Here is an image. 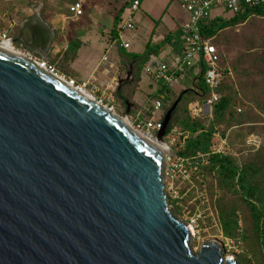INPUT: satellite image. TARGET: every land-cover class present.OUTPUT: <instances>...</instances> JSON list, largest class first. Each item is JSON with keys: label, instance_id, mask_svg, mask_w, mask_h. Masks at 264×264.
Listing matches in <instances>:
<instances>
[{"label": "water", "instance_id": "95a60500", "mask_svg": "<svg viewBox=\"0 0 264 264\" xmlns=\"http://www.w3.org/2000/svg\"><path fill=\"white\" fill-rule=\"evenodd\" d=\"M24 28L29 42L12 43L47 59L55 34L39 9ZM180 99L155 142L0 47V264H238L216 242L195 250L169 204L161 146Z\"/></svg>", "mask_w": 264, "mask_h": 264}, {"label": "rangeland", "instance_id": "374dc122", "mask_svg": "<svg viewBox=\"0 0 264 264\" xmlns=\"http://www.w3.org/2000/svg\"><path fill=\"white\" fill-rule=\"evenodd\" d=\"M76 1L84 5L85 13L79 17L68 11L73 0H0V32L10 38L22 34L29 42L30 31L22 26L39 9L55 34L47 50L48 58H42L35 50L18 42L13 43L16 50L34 60L52 64L57 74L68 82L74 80V85L84 87L79 88L87 95L120 116L128 117L134 126L154 116L144 106L153 109L148 94L155 85L143 70L133 86L125 87L122 94L116 92L117 80L120 78L123 82V78H127L124 73L127 64L112 30L121 8L127 6L123 17L127 16L134 1ZM154 1L148 0L150 3ZM150 9L142 7L141 2L133 15L135 28L124 31L125 37L130 39L131 52H143L151 35L168 31L167 24L158 21L160 14H151ZM165 9L169 18L180 26L189 19V11L182 0H168ZM225 16L229 18L232 14ZM226 33L219 35L222 42L219 49L224 63L231 67L232 73L227 81L233 86L234 97L244 112L237 115L231 111L226 116L214 118L207 116L203 122L207 128L213 126L212 141L220 150L219 154L231 158L239 168H247L264 199V16H250L243 23L227 29ZM78 42L80 46L75 49L74 44ZM169 45L166 43L163 49ZM190 86V83L175 86L166 103H170L169 110L181 96L173 118L175 127L180 129L189 116ZM128 101L136 102L135 107L128 105ZM229 117H233L232 120ZM163 179L171 209L195 229L192 237L195 250L206 241L216 242L224 257L231 256L238 264H264L262 239L256 231L250 207L242 203L243 195L237 179L226 178L218 167H213L208 155L197 160L195 166L183 169L169 170L165 164ZM233 205L237 209L234 217L238 226L230 236L223 229L221 215Z\"/></svg>", "mask_w": 264, "mask_h": 264}, {"label": "built area", "instance_id": "2783aa9c", "mask_svg": "<svg viewBox=\"0 0 264 264\" xmlns=\"http://www.w3.org/2000/svg\"><path fill=\"white\" fill-rule=\"evenodd\" d=\"M186 9L189 11V19L181 25L179 42L177 45L170 44L169 47L163 49L158 55L153 54L145 64L143 73L154 83V89L150 94L160 87H167L174 90L177 85H183L191 81V88L201 97L194 100L190 104L191 117L213 116L214 104L219 101L220 95L217 88L222 79V70L219 67V54L216 45L211 38L205 34L203 28L208 25V21L220 15L236 14L246 6H263L264 0H182ZM141 5L140 0H134L129 7V13L124 17L120 24V32L116 42L124 49H130V39L125 37L124 31L135 28L133 15ZM220 9V11H219ZM70 10L74 16L79 17L84 13V5L81 1H76L70 6ZM204 23V24H203ZM11 40L6 34L0 32V41ZM29 57V56H28ZM31 58V57H30ZM33 59V58H31ZM34 60V59H33ZM37 61V60H35ZM39 62V61H37ZM45 68L52 73H56L55 67L47 61H41ZM127 78H123V82H131L132 69L126 73ZM126 80V82L124 81ZM203 81L205 86L209 88V94L203 91L200 82ZM122 79L116 82L117 90L122 87ZM72 85L75 84L71 80ZM77 87L84 88L80 85ZM162 98L164 95L159 93L158 97L150 99L154 116H149L147 120L141 121L134 126L137 130L144 133L150 138L157 139L158 132L163 127L161 115L163 113ZM129 105L134 106V103ZM237 112H241L242 108L237 107ZM157 112L160 116L156 117ZM127 118V117H126ZM164 119V118H163ZM143 125V126H142ZM190 133L180 130L177 127L167 129L164 138L166 148L165 164L169 170L182 169L186 166L196 164L197 160L209 154L220 153L216 149L214 141H212L209 153H198L194 156H182L181 152L185 150ZM166 188V185H165ZM167 193V192H166ZM177 194L178 191L175 190ZM168 195V194H167Z\"/></svg>", "mask_w": 264, "mask_h": 264}, {"label": "trees", "instance_id": "16d2710c", "mask_svg": "<svg viewBox=\"0 0 264 264\" xmlns=\"http://www.w3.org/2000/svg\"><path fill=\"white\" fill-rule=\"evenodd\" d=\"M134 1V0H133ZM141 1V0H140ZM76 0L71 2L73 4ZM133 3V2H131ZM127 7V6H126ZM125 7V9H126ZM124 7L121 8L119 14L115 18V26L112 30L114 39L118 38L119 32L121 30L120 24L123 21V13ZM70 13V9H68ZM85 13V12H84ZM83 13V15H84ZM258 15L264 16V5L263 6H246L242 8L238 13L233 14L231 17L227 18L225 15H220L215 17L212 20L208 21V25L203 28L205 34L211 38V41L216 45L218 54H219V67L222 70V79L219 83L217 88V92L220 95L219 101L214 104L213 108V116L212 118L226 116L227 112H233L234 114L240 115L244 112V109L239 101H237L233 94V86L227 81L230 79L232 70L231 67L224 63V59L222 58L221 51L219 46L222 44L219 35L226 33L227 29L234 27L240 23L246 21L250 16ZM161 21V18L158 20ZM204 24V23H203ZM181 32V26L177 27L174 30L169 31L166 33L163 39L158 42H153L151 35L150 39L145 44V49L143 52H134L129 51V49H124L120 47L122 52L123 59L126 61L127 67L125 68L124 73H127L129 69H132V77L133 80L131 82H126L122 85V87L117 91L118 94H122L125 87L133 86L137 81L140 79V73L144 70L145 64L148 62L150 57L153 54H159L166 43H170L173 45H177L176 42H179ZM80 46V43L74 44V48L77 49ZM125 75V74H124ZM191 84V81L187 82ZM200 86L202 87L203 91L206 92V95L209 94V88L205 86V84L200 82ZM175 89L167 88V87H160L158 90H155L153 94H148V99L158 97L159 93L164 95L162 98L163 103V113L161 115V119L163 120L166 111H168V107L170 106L167 103L171 93H174ZM192 92V98L188 101V108H190V104L194 100H198L201 98L190 86L188 93ZM187 93V94H188ZM185 96L182 100H184ZM128 99V98H127ZM134 101V100H133ZM128 105L130 103H135L132 101L126 102ZM241 107V112H237L236 108ZM170 109V108H169ZM179 107L173 112L172 120L167 129L175 127L174 125V115L177 112ZM151 112V110H148ZM190 111V109L188 110ZM207 116L201 117H191L190 113L187 117V122L183 125V131H188L190 133L189 139L186 144V148L184 151L181 152L182 156H194L198 153H209L212 143V134L214 132L213 126L207 128L203 122ZM211 117V116H208ZM233 117H229L228 119L232 120ZM245 119L243 118L242 122ZM247 122V121H246ZM207 156V155H206ZM210 162L212 163L213 167H218L220 172L229 179L235 180L237 179V183L242 191L243 201L242 203H246L247 207H250L253 221L256 227V231L259 234V238L262 239V245L264 249V199L260 197L259 186L258 183L255 182L254 177L252 174L247 170V168H239L231 158L228 156H224L219 153L209 154ZM257 173V171H256ZM257 181V180H256ZM236 206L233 205L229 210L226 211V214H222V221H223V229L227 235H232L235 228L238 226V220L234 215Z\"/></svg>", "mask_w": 264, "mask_h": 264}, {"label": "crops", "instance_id": "0c3cea01", "mask_svg": "<svg viewBox=\"0 0 264 264\" xmlns=\"http://www.w3.org/2000/svg\"><path fill=\"white\" fill-rule=\"evenodd\" d=\"M168 0H156L152 3L148 2V0H146L145 2L141 0L142 2V7L146 6L148 8H151V14L155 13L156 15L160 14V18H161V22L163 24H167V29L168 31L166 33H168L171 30L176 29L177 27H179L180 25L178 23H175L174 21H172L171 18H169L170 16L166 13V9L164 10V7L166 6V2ZM166 33L164 34H160L158 36L153 35V42H158L161 39L164 38V36L166 35ZM154 34V32H153Z\"/></svg>", "mask_w": 264, "mask_h": 264}, {"label": "bare ground", "instance_id": "6f19581e", "mask_svg": "<svg viewBox=\"0 0 264 264\" xmlns=\"http://www.w3.org/2000/svg\"><path fill=\"white\" fill-rule=\"evenodd\" d=\"M51 36H49V38H50ZM0 47H2V48H4V49H7V50H11V51H14V52H19L18 50H16V46H14V44L12 43V40H7V39H5V40H1L0 41ZM39 64H41V62L39 61ZM43 67L45 68V66H44V64H43ZM57 76L58 77H60L62 80H65L61 75H59V74H57ZM74 86V88H76V85H73ZM77 89H79V90H81V92H83L84 94H86V92L85 91H83V89H80L79 87H77ZM89 96V95H88ZM90 97H91V95H90ZM92 98V97H91ZM115 114H117L119 117H120V115L118 114V113H116V112H114ZM121 118L124 120V123L129 127V128H131V129H133L134 131H135V128H134V126H133V124H132V122H131V120L127 117V118H125V117H122L121 116ZM135 132H137L139 135H141V136H144L140 131H135ZM140 132V133H139ZM153 141H155L156 142V140H154L153 139ZM164 150H166V148H165V146H161ZM189 228H190V230H191V232H192V234H193V232L195 233V229H194V227L191 225V226H189Z\"/></svg>", "mask_w": 264, "mask_h": 264}]
</instances>
